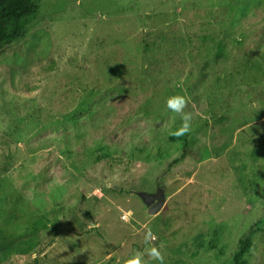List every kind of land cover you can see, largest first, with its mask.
<instances>
[{
    "label": "rangeland",
    "instance_id": "rangeland-1",
    "mask_svg": "<svg viewBox=\"0 0 264 264\" xmlns=\"http://www.w3.org/2000/svg\"><path fill=\"white\" fill-rule=\"evenodd\" d=\"M34 4L0 50V264H159L147 228L164 264H264V0Z\"/></svg>",
    "mask_w": 264,
    "mask_h": 264
},
{
    "label": "trees",
    "instance_id": "trees-1",
    "mask_svg": "<svg viewBox=\"0 0 264 264\" xmlns=\"http://www.w3.org/2000/svg\"><path fill=\"white\" fill-rule=\"evenodd\" d=\"M36 13L34 0H0V50L22 37ZM248 247L249 243H241L234 257L235 264H242V258Z\"/></svg>",
    "mask_w": 264,
    "mask_h": 264
},
{
    "label": "clouds",
    "instance_id": "clouds-1",
    "mask_svg": "<svg viewBox=\"0 0 264 264\" xmlns=\"http://www.w3.org/2000/svg\"><path fill=\"white\" fill-rule=\"evenodd\" d=\"M187 104H188V100L181 95H175L167 98L165 103L166 108L172 113L178 115L182 121L181 126L176 131L170 132V135L175 137H180L191 131L192 114L185 113L183 111L184 108L187 106ZM133 215H134L133 212L129 210L124 215L121 216V219L127 222L129 218L132 217ZM156 239L157 237L153 235L151 229L147 228L145 234V242L153 243V246L148 250L147 254L151 259L159 261V264H164V255L154 244ZM142 259H143V253L137 252L133 257L126 260L125 264H142Z\"/></svg>",
    "mask_w": 264,
    "mask_h": 264
},
{
    "label": "water",
    "instance_id": "water-1",
    "mask_svg": "<svg viewBox=\"0 0 264 264\" xmlns=\"http://www.w3.org/2000/svg\"><path fill=\"white\" fill-rule=\"evenodd\" d=\"M140 197L148 205V213L157 215L164 206V199L161 191L155 195L141 194Z\"/></svg>",
    "mask_w": 264,
    "mask_h": 264
}]
</instances>
